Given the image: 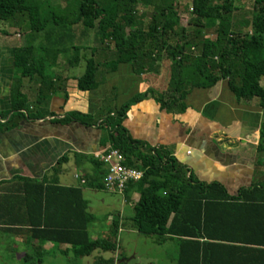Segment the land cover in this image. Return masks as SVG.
<instances>
[{
  "label": "trees",
  "instance_id": "obj_1",
  "mask_svg": "<svg viewBox=\"0 0 264 264\" xmlns=\"http://www.w3.org/2000/svg\"><path fill=\"white\" fill-rule=\"evenodd\" d=\"M238 3L193 0L191 19L182 26L174 3L156 8L147 21L142 11L149 12L152 0H0V21L25 29L34 42L15 51V69H21L23 77L15 79L12 108L0 115V127H14L18 118H43L39 107L46 99L45 90L65 91L71 80L45 73L70 51L75 59L68 61L69 69L82 60L86 63L84 75L72 79L82 93L97 91L105 76L121 66L141 75L169 61V94L177 104L193 89L226 80L239 101L258 100L264 108V0H254L243 21L237 18L243 10ZM201 47L203 52H195ZM83 50L90 51L91 58L82 59ZM34 78H39L43 96L31 108L22 89L24 79ZM132 103L107 115L104 109L96 115L70 114L60 123L100 124L105 132L103 145L123 154L125 165L144 173L141 181L126 189H135L140 196L130 220L135 229L153 237L159 246H177L176 264H264V185L231 196L219 184L203 185L188 178L174 158L129 135L124 124ZM91 162L100 181L93 188L105 191L106 166L95 158ZM29 183L24 197L0 198L2 230L10 237L22 235L29 240L26 251L18 259L12 257L14 263L46 264L49 257L58 255L82 261L119 249L117 222L112 238L92 239L89 205L80 190ZM46 243L53 249L42 250L40 245ZM100 260L99 264H115L113 257Z\"/></svg>",
  "mask_w": 264,
  "mask_h": 264
},
{
  "label": "crops",
  "instance_id": "obj_2",
  "mask_svg": "<svg viewBox=\"0 0 264 264\" xmlns=\"http://www.w3.org/2000/svg\"><path fill=\"white\" fill-rule=\"evenodd\" d=\"M13 27L15 38L10 32L0 34V115L11 111V91L16 78L15 51L28 38L27 32ZM65 65L60 58L57 66L45 73L50 78L60 76L63 81L71 80L65 91L45 90L46 99L39 107L43 118H18L14 120V127H0V198L20 199L30 188L29 181H34L45 186L56 184L80 190L90 205L87 195L96 193L98 190L93 185L100 182L91 160L108 148L103 145L105 132L100 124L87 127L77 121H60L70 114L96 115L102 109L107 115L131 102L124 124L129 135L146 147L162 150L174 158L188 178L203 185L219 184L231 196L264 185V108L258 100L239 101L228 81L193 89L177 104L169 94L172 81L169 61L141 75L130 66H121L118 71L108 73L100 88L89 94L76 89L72 80L76 77L69 74L70 69ZM37 79L23 80V94L31 108L43 88ZM136 98L140 100L135 101ZM123 198L121 208L104 218L109 232L92 235L93 240L100 235L108 239L115 234V222L118 238L128 228L140 235L130 221L132 217L126 216V206L134 209L139 193L128 189ZM102 202L105 205L106 200ZM99 220L90 205L87 221L91 228ZM125 225H129L128 228ZM27 241L22 235L10 237L0 226V246L5 242L14 245L15 251L24 253ZM33 243L38 247L37 241ZM40 246L44 251L53 249L50 243ZM109 254L108 259L113 257L115 264L136 260V257L124 260L120 248L115 254ZM105 256L96 253L94 264H99L101 258L108 260Z\"/></svg>",
  "mask_w": 264,
  "mask_h": 264
},
{
  "label": "rangeland",
  "instance_id": "obj_3",
  "mask_svg": "<svg viewBox=\"0 0 264 264\" xmlns=\"http://www.w3.org/2000/svg\"><path fill=\"white\" fill-rule=\"evenodd\" d=\"M43 1V0H39ZM254 0H240L239 6L243 7V10L240 11L237 15L238 21H243L244 19H248L250 12L252 10ZM174 3L175 8L178 10L179 15L181 17V24L182 26H186L188 21L191 19V10H192V3L193 0H152L151 9L149 12L142 11V15L146 14V19L148 21L149 14L156 11V8L166 7L167 5H170ZM145 20V19H143ZM14 24L11 22H1L0 21V34L5 32L12 33L10 36L15 38L14 35ZM21 30L26 33L25 29ZM1 36V35H0ZM215 36H211L210 39L215 40ZM43 42V40H39L40 42ZM24 45H29L34 43L33 41L29 40V38H25V40L22 42ZM37 43L36 46H40V44ZM203 49L202 47L195 52H200ZM41 55V54H40ZM88 56V58H91V52H85L83 50L81 52V57L83 59V56ZM63 58L64 64L66 67L69 66L68 61L71 59H75V55L73 51H70V53L61 55V59ZM85 61H81L79 65L76 67L70 68L69 74L74 77H81L84 75L86 66ZM69 68V67H68ZM16 74V80L21 81L23 77V73L21 69H15ZM101 78H105L104 76ZM105 82V79H103ZM262 86L264 87V82H262ZM108 108V107H107ZM109 109V108H108ZM87 199L91 203V207L96 212V214L100 217L99 222L91 228L92 235L95 234H101L105 232H109V226L104 220L109 214H114L117 210L121 208V203L124 202L123 195H114L110 194L108 192L103 191H97L96 193H89L87 195ZM102 200H106L105 205L103 204ZM89 205V207H90ZM127 212L126 216L127 218H131L134 216V209L131 208V206H126ZM129 225H125L126 228H128ZM112 238V236H109ZM100 238L107 239L106 236L100 235ZM109 239V238H108ZM112 240V239H111ZM117 240V239H116ZM118 246L120 248V251L124 254L123 258L126 259H132L133 257H136L135 261H130L129 264H176V259L178 257V248L173 243H171V246L165 245V246H159L155 239L153 237H145L142 235H139L137 233H134V231H131L130 228L126 230L125 233L119 236L118 238ZM4 245L0 246V264H18L14 263L12 260L18 259L20 256V252L14 251V245L3 243ZM170 244V243H169ZM168 247V248H167ZM101 255H106L105 257L108 259L111 257V254L106 253ZM13 257V259H12ZM93 257L82 259V263L80 261H77L72 255L69 256V258L64 257L63 255L58 256H52L49 257L46 261V264H94ZM167 260V261H166Z\"/></svg>",
  "mask_w": 264,
  "mask_h": 264
},
{
  "label": "built area",
  "instance_id": "obj_4",
  "mask_svg": "<svg viewBox=\"0 0 264 264\" xmlns=\"http://www.w3.org/2000/svg\"><path fill=\"white\" fill-rule=\"evenodd\" d=\"M96 158L106 166L107 175L104 184L105 191L110 194L124 195L129 184L137 183L144 177L142 171L125 165L124 155L111 146H108Z\"/></svg>",
  "mask_w": 264,
  "mask_h": 264
}]
</instances>
